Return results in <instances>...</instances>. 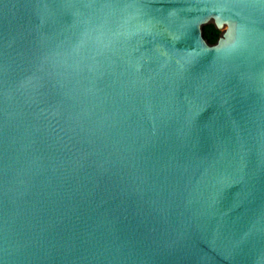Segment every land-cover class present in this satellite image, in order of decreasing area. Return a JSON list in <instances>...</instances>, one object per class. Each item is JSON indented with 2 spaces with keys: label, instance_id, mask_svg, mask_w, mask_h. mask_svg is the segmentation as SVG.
Returning a JSON list of instances; mask_svg holds the SVG:
<instances>
[{
  "label": "water",
  "instance_id": "95a60500",
  "mask_svg": "<svg viewBox=\"0 0 264 264\" xmlns=\"http://www.w3.org/2000/svg\"><path fill=\"white\" fill-rule=\"evenodd\" d=\"M0 264H264V0H0Z\"/></svg>",
  "mask_w": 264,
  "mask_h": 264
},
{
  "label": "trees",
  "instance_id": "16d2710c",
  "mask_svg": "<svg viewBox=\"0 0 264 264\" xmlns=\"http://www.w3.org/2000/svg\"><path fill=\"white\" fill-rule=\"evenodd\" d=\"M202 35L209 44H214L220 33L213 26H206L202 29Z\"/></svg>",
  "mask_w": 264,
  "mask_h": 264
}]
</instances>
